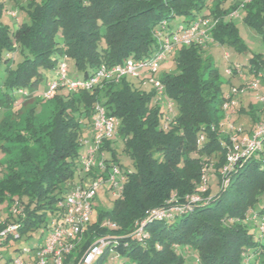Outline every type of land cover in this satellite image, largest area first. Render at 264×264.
<instances>
[{
    "label": "trees",
    "instance_id": "16d2710c",
    "mask_svg": "<svg viewBox=\"0 0 264 264\" xmlns=\"http://www.w3.org/2000/svg\"><path fill=\"white\" fill-rule=\"evenodd\" d=\"M243 1L12 0L11 6L29 22L10 27L2 23L10 10L7 0H0V203H19L10 220L19 224L21 237L46 229L76 185L106 175L97 169L83 173L80 162L85 148L81 141L90 138L100 105L118 120L115 135L102 146L106 166L119 167L125 182L118 198L104 186L97 191L82 249L96 237L112 236V248L130 264H264V150L221 174L219 166L231 147V132L221 125L228 90L222 89L214 64L202 57L210 36L240 54L245 50L230 16L233 11L241 12L243 22L264 41V0ZM179 19L186 24L182 28L208 20L207 38L172 49L177 72L157 75L165 90L160 98L152 87L144 90L130 83V76L102 79L87 91L59 86L50 99L42 97L48 77L57 80L62 63L71 81L90 79L101 66L152 58L160 42L178 31L171 24ZM68 62L73 64L71 76ZM254 64L251 70L258 74L260 64ZM31 99L50 102V116L37 120L39 103L21 127L5 131L6 111L19 120L16 108ZM164 99L172 104L170 112L167 104L160 105ZM116 143L131 171L120 165ZM213 176L227 184L213 183ZM195 196L201 201L169 218L145 215L188 204ZM105 197L107 203L101 200ZM109 222L115 228L103 225ZM138 226L143 235H131ZM4 245L6 251L10 240ZM107 257L105 253L93 264H103ZM7 262L9 258L3 264Z\"/></svg>",
    "mask_w": 264,
    "mask_h": 264
},
{
    "label": "built area",
    "instance_id": "2783aa9c",
    "mask_svg": "<svg viewBox=\"0 0 264 264\" xmlns=\"http://www.w3.org/2000/svg\"><path fill=\"white\" fill-rule=\"evenodd\" d=\"M248 2H251V0L243 1V3ZM236 15L237 11H233L230 14L232 18ZM208 25V20H202L199 23L190 25L188 28H179L169 38H164L160 42L159 50L152 58L145 61L128 59L122 64H117L110 68L101 66L90 79L67 80V66L62 63L59 65L58 79L47 83L42 97L50 99L59 86L70 92L87 91L99 84L102 79L118 81L123 76H131L132 78L143 79V84L150 85L160 98L165 90L163 89V84L157 78L159 64L171 53L175 46H188L192 42L203 43L207 38L206 28H208ZM262 68L264 69V65ZM239 69V65H234L233 67H228L225 73L232 75L233 71L238 72ZM257 77L260 79L264 78V72L258 73ZM247 89H258L257 82H249ZM241 93L242 90L234 87L228 90L222 105L223 112H226L228 106L236 104L237 100L234 99ZM259 100L264 103V93ZM167 107L170 112L172 104L168 103ZM117 125V118L108 117L103 108L100 105H96L95 115L92 118V134L89 139L83 138L81 141L85 148L80 162L83 173L97 169L101 172L106 170V175L90 182L82 181L76 185L65 197L64 201L58 205L60 214L48 224L46 228L47 234H45L44 238L40 239L35 247L17 250L18 256L15 258L9 257V262L5 264H93L103 254L107 253L110 256L115 251L111 246L112 236L96 237L84 249L80 246L93 216L92 203L97 191L104 186L113 198H118L123 191L125 176L122 170L113 163H110L108 167L106 166L102 149L104 141L113 138L115 135ZM230 131L234 132V134L241 133L240 130L235 132L233 127H230ZM232 141L237 142L240 145V149L238 146L235 147L233 145L229 148L226 154L227 164L223 167L221 174L235 169L245 160L262 153L264 150V122L256 124L251 132L248 133V136L241 141H237V139H232ZM222 184H227L225 179ZM201 191H205L204 186L201 187ZM199 201H201V198L197 196L191 197L188 204L175 207L174 211H183L189 204H196ZM7 206L6 208H0V226H2L0 229V264L5 261L2 250L6 239H9L12 243L21 238L19 224L10 220L19 211V203L13 202ZM166 211L169 213L164 214L166 213L164 210H152L145 212V215L148 219H163L169 218L171 213L174 212L170 209ZM6 218H9V220L5 222L4 219ZM262 224L264 226V223ZM103 225L115 228V225L110 222ZM142 233V226H138L131 235L140 237L143 235ZM79 251L80 253H78Z\"/></svg>",
    "mask_w": 264,
    "mask_h": 264
},
{
    "label": "rangeland",
    "instance_id": "374dc122",
    "mask_svg": "<svg viewBox=\"0 0 264 264\" xmlns=\"http://www.w3.org/2000/svg\"><path fill=\"white\" fill-rule=\"evenodd\" d=\"M12 0H7L6 5L7 8H9L13 12H17V18H14L13 13L9 10L4 15H2V23L9 25L10 27H13L14 24L19 22H29V19L27 15L22 11H17L16 8H13ZM241 12L234 16V24L236 28L238 29V37L242 41V44L244 45L245 50L243 52L238 53L236 52L233 47L219 44L210 37H208L205 41L206 45L204 46V49L202 50V57L204 60H210L214 67L217 69L220 81L222 82V89L224 91L229 90L231 87L238 88L242 90V93L239 94L234 100H237L236 104L233 106H228V109L225 112V115L222 112L223 120L221 122L222 130H227L231 132L230 134V145L238 146L240 149V145L237 142H233L232 139H237V141H241L242 136L246 135L248 133L253 125L252 117L250 115L249 107L251 106L254 109L255 114H257L258 119L264 118V104L259 101L260 96H262L261 89L263 88V82L260 80L259 77H257V74L254 72V70L251 68L254 67V62H258L260 65L259 70L257 73H263L264 69L261 67V64L264 61V41L260 34L243 22L241 18ZM186 21V18L182 19ZM181 19L177 20L176 22L172 23V28L174 30H177L179 28L184 27L186 24L182 22ZM175 58L176 54H169L160 64L158 68V75H167V74H175L177 72L176 65H175ZM234 65H239L240 69L234 76L228 75L225 73V70L228 67H233ZM73 64L71 62H68V75L71 76L73 73ZM80 75V74H79ZM245 77V85L241 84V78ZM54 79L53 77H48V81H52ZM128 81L130 83L135 84L137 87H141L144 90H151L150 85H142L138 84L137 80L134 78H131V76L128 78ZM251 81L257 82L258 89L256 90H249L247 89V84ZM260 92V93H259ZM243 99V102L245 106H243V111L238 108V100ZM38 99H31L24 103L23 105H20L19 108H16V112H19V120L17 119V116H13L10 114V112L6 111L4 121L9 125V127L5 128V131H7L9 128H15V126H22L23 125V119L28 115V111L33 108L36 104H39ZM167 102L164 99V102H162L160 105L162 107H165ZM37 114L36 118L40 121H45L51 114V103L50 102H43L40 103V105L37 107ZM263 112V114H262ZM230 113L232 114L231 117L229 116ZM19 123L15 124L17 121ZM264 122V121H262ZM261 123L257 122L256 124ZM255 125V124H254ZM230 127H233V130L236 132L237 130H240L241 133L234 134V132L230 131ZM0 131H2V128L0 127ZM117 146V159L119 160V163L122 167L127 169L128 171L132 170V166L130 161L127 159V157L122 152V146L120 143H116ZM83 155V150L82 154ZM204 155H202L203 157ZM227 164L226 162V156H224V159L219 166V171L221 172L223 167H225ZM215 171L214 169H211ZM217 171V169H216ZM224 178L218 179L217 177L213 176V183L222 181L223 183ZM77 182V181H76ZM221 183V184H222ZM102 201L107 203V198L105 197L104 200L101 198ZM8 201H4L2 204L0 203V208H6L8 207ZM170 210L175 209V204L173 206H170ZM165 209L164 211L168 214ZM174 212H177L176 210ZM167 216V215H166ZM261 230L264 235V226L262 225ZM44 234H47L46 229H42ZM41 229L35 230L31 233V236L26 239V237L22 236L20 240L12 242L9 248L5 251L3 250V254L5 255L4 258L8 259L9 257L15 258L18 256L17 250H21L22 248L26 247H35L38 242L40 241L41 236ZM133 230L130 231L132 233ZM130 264V261L126 258L122 257L117 251H113L110 256L106 258V260L103 262V264Z\"/></svg>",
    "mask_w": 264,
    "mask_h": 264
},
{
    "label": "crops",
    "instance_id": "0c3cea01",
    "mask_svg": "<svg viewBox=\"0 0 264 264\" xmlns=\"http://www.w3.org/2000/svg\"><path fill=\"white\" fill-rule=\"evenodd\" d=\"M260 80L263 82V86H262L263 88H262L261 91H260V92H262V94H263V93H264V78H262V79H260ZM245 81H246V80H245V77H242V78H241V84L245 83ZM260 92H259V93H260ZM259 101H260V100H259ZM260 102H261V101H260ZM261 103H262V102H261ZM243 104H244L243 99L240 98V100H238V105H239L238 108H240L242 111L244 110V109H243V106H245V105H243ZM263 104H264V103H263ZM249 111L251 112L250 114H253V115L255 116V118H257V116H256L257 114H255L254 109H253L251 106L249 107ZM262 114H263V112H262ZM231 115H232V114L230 113L229 116L231 117ZM252 121H253V120H252ZM260 121H261V122L264 121V118H262V119H258V118H257V120H256L255 122L253 121V125H252V127H251V129H250V131H249L248 133H250L251 130L253 129V127L256 125V123H257V122H260ZM254 124H255V125H254ZM248 133H246V135H243L241 139H243L244 137L248 136Z\"/></svg>",
    "mask_w": 264,
    "mask_h": 264
}]
</instances>
